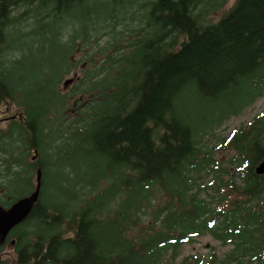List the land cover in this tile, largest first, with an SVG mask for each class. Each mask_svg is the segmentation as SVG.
<instances>
[{
  "label": "trees",
  "instance_id": "16d2710c",
  "mask_svg": "<svg viewBox=\"0 0 264 264\" xmlns=\"http://www.w3.org/2000/svg\"><path fill=\"white\" fill-rule=\"evenodd\" d=\"M87 1L0 0L5 23L0 28V63L8 37L6 25L15 20L12 11L17 6L37 3L39 20L52 17V24L45 22L36 28L38 34L52 31L61 36L68 26L77 23L85 30L67 39L73 49L79 36L84 37L81 60L85 66L64 96L53 87L59 106L49 103L51 99L37 97L25 103L18 98L29 123L25 137L17 123L10 131L18 129L28 149L40 146L45 161H27L29 174L27 170L17 171L14 180L20 182L19 186L7 191L12 197L0 200L10 204L26 193L33 186L35 166H42L40 197L27 218L14 227L18 241L12 264H217L215 255L207 262L194 254L177 261L185 242L207 232L233 245L231 251L236 257L225 264L250 260L264 264V173L255 170L264 158L261 118L251 128L252 135L235 132L231 143L237 150L234 171L225 168L214 175L217 183L211 186L217 198L200 196V190L209 185L198 183L192 191L196 182L192 174L201 172L213 159L210 151L201 154L205 122L237 115L264 95V0H234L217 20L206 15L227 0H215L212 6L202 8L198 4L204 0H145L141 25L127 24L121 29L117 26L127 18L125 15L108 19L114 15L115 0H101L107 11L96 16ZM77 5L83 6L81 14L75 10ZM67 14L73 15L76 23H71ZM107 33H112V42L102 41ZM71 63L77 66L68 56L63 71L68 72ZM192 91L197 100L191 99ZM17 92L18 86H13L0 68V104ZM69 95L76 100L74 113L67 112ZM184 99V105L191 101V112L181 109ZM65 110L69 117L66 125ZM51 112L59 115L62 128L44 121ZM200 112L204 116L198 121ZM56 132L62 135L57 160L68 138L88 141L90 153L105 156L108 171L119 173L113 185L115 194L127 189L143 192L156 182L162 184L170 198L156 209L155 218L161 215V221L147 223L130 236L126 230L135 223L126 225L124 221L131 218L130 209L137 201L125 210L119 208L115 216L102 217L96 213L102 200L70 209L62 199H44L51 185L47 170L52 163L58 164L44 145ZM4 135V140L12 138L9 133ZM14 159L18 157L3 158L10 165ZM92 181L94 178L87 182ZM66 193L72 194L68 188ZM256 196L259 200L253 201ZM33 223L28 229L26 225ZM112 224V233L104 239L103 230ZM242 253H251L252 257L242 258Z\"/></svg>",
  "mask_w": 264,
  "mask_h": 264
},
{
  "label": "rangeland",
  "instance_id": "374dc122",
  "mask_svg": "<svg viewBox=\"0 0 264 264\" xmlns=\"http://www.w3.org/2000/svg\"><path fill=\"white\" fill-rule=\"evenodd\" d=\"M144 1L145 0H115L114 15H109L108 19L114 16L123 17L125 15L127 17L120 22L117 29H121L123 25L127 24L139 26L144 21L142 20L144 19V12L146 10V6H144L145 3H143ZM215 2V0L209 2L208 0H204L198 4V8H202L204 5L212 6ZM233 2L234 0H227L223 6L211 10L206 15V18L217 20L222 12L231 6ZM36 4L37 3H31L17 6L12 14L15 20L12 21L8 27L7 44L9 47L5 48L2 52L0 68L3 73L8 75L10 83L13 86H18L20 93L17 92L12 99L5 98L0 104V116L5 117L9 115L7 119L11 117L13 113H19L17 115L22 117L20 115L21 113L23 114L25 106L18 98L25 103H29L37 97L39 100L43 101H49L51 99L49 103L54 102L59 106L60 101L56 103L59 99L55 94H52V85L56 78L60 75L61 84H63L64 79L72 76L75 77L73 81L69 82L66 88L68 92L76 81V76L83 74V70L82 72L80 70V60L81 55L84 54V37L79 36L73 49L71 48V44H67L69 36L76 37L85 32L82 25L77 23L73 26H68L61 36H57L55 33H52V31L38 34L36 28L42 26L45 22H50L52 24V17L39 20V14L36 13V11L39 12V10ZM86 4L91 6L94 16L97 14L103 15L107 11V5L101 0H88ZM82 7V5H77L75 10L81 14ZM133 11H135V13ZM131 16H134V18H131ZM66 17L69 18L71 23H76V19L73 15L67 14ZM104 40L112 42L114 40L112 33L105 34L102 38V41ZM68 56L77 66L75 67L71 63L69 65L71 69L68 72H62L63 68L66 66ZM81 61L84 67L85 62H83L84 60ZM83 67L82 69H84ZM76 68L78 69V73L76 72ZM110 79H114V77H110ZM193 94H195L194 91L189 93L191 99L197 100ZM69 99L71 100L69 102L70 105L68 104V107H66L67 112L69 113L71 111V113H74L73 106L76 100H74L71 95H69ZM184 102L185 99L180 106L183 112H191V101L188 100L186 105H184ZM65 115L66 110L65 113L63 112L64 125L69 122V117ZM49 116H51L54 121L59 118V115L55 112H51ZM203 116L204 112H200L196 120L199 121ZM257 118H261L259 123L263 125L264 95L258 97L252 104L246 106L242 112L237 115L231 114L213 122H205V128L201 132L200 144L203 149L201 154L205 155V151H210V157L213 159L206 164L201 172L192 174L193 178L196 179L192 191L196 189L198 183L202 186L209 185L210 187L200 190V196L207 197L208 199L213 198V196L217 198V191L211 186L217 183L218 178L214 175L218 172L225 171V168L234 171V161L237 156V150L231 143L236 134L240 131H243L241 132L243 135H252L253 132L251 128L256 126ZM7 119L0 121V125L3 127L4 131L11 122V120L7 121ZM67 133L68 131H66V134ZM21 134L25 137V128L21 130ZM71 135L72 134H69V136ZM19 142L22 141L18 140L17 145ZM50 142L51 148L49 149ZM15 143L16 140L14 137L8 140L10 146L15 145ZM60 143H62V140H55L53 142V138H49V141H46L44 145V149H49L50 153H53L54 159L52 161L58 162L57 165L52 163L50 165L51 168L47 170L46 178L51 182V185L48 186L44 199H62L70 209H73L74 206L78 207L87 201H91L95 205L102 200L104 203L101 202L96 210L97 215L102 217L108 214L115 216L119 208L120 210H125V207H128L131 202L137 201V204L130 209L131 218L124 221L126 225L135 223L126 230V234L130 236H134L138 233L147 223H159L161 221V215L155 218L156 209H158V205L161 201L170 198L165 192L162 184L156 182L153 184L152 188H147L143 192H139L135 189H127L123 191L119 190L115 194L113 185L117 183L118 179L116 177H118L119 173L116 170L108 171V163L105 156L90 153L87 149L89 147L88 141H82L80 138H68V141L66 139L62 147L64 153L60 160H57L56 149H58ZM226 175L228 177L229 173L227 172ZM92 178H94L92 182L96 184L87 182L91 181ZM58 183L61 185H57ZM67 188L71 190V196L66 193ZM6 198H8V196ZM259 198V196H256L253 198V201H257ZM216 202L217 199H214L213 204H216ZM34 225L35 223H33L32 226L31 224L26 226L30 229ZM112 231L113 224L103 230V238L107 239L104 235H109ZM12 244L13 243L9 241V243L5 244L3 249L0 250L2 251L0 255V257H2L0 259V264H12L16 256V251ZM231 247L230 244H222L213 234L207 232L197 236L192 242H185L180 249L177 261H180L184 255L190 253L207 254L210 251H215L219 257H222L224 252L231 249ZM169 259H171V256ZM3 260H5V262L2 263Z\"/></svg>",
  "mask_w": 264,
  "mask_h": 264
},
{
  "label": "flooded vegetation",
  "instance_id": "af4514ba",
  "mask_svg": "<svg viewBox=\"0 0 264 264\" xmlns=\"http://www.w3.org/2000/svg\"><path fill=\"white\" fill-rule=\"evenodd\" d=\"M12 14H13V11H12ZM11 22L12 21L10 20L7 23V25H6L7 32H8V27L11 24ZM4 25H5V23H4V17L2 15V13H0V28H3ZM8 47L9 46H8L7 42L4 43L3 48H8ZM82 67H83V63L80 62V70H82ZM62 72H63V70H62ZM76 72L78 73V69L77 68H76ZM72 78H73V80L75 79L74 76H72ZM77 78H79V75L76 76V79ZM56 80L54 82L55 85H54V83L52 85V89L55 86V89L56 90L58 89V90L61 91V93H62L61 96H64L66 94V92H67L66 91V88L68 86V83H65V79H64L63 84H61L60 75L56 78ZM17 114H19V113H17ZM17 114L16 113L11 114L12 116L9 117L8 119H7V117L9 115H6L5 117L4 116H0V121L1 120H4V119H7V121L11 120V122L8 125V128L5 131L3 130V127L0 125V200H4L7 196H11V194H6L9 189L15 188V186H19V183L20 182H18V181L16 182L14 180V178L18 174L17 171H20L21 170L23 173H25L26 172L25 170H27V174H29L30 168H29V166L26 163L27 161H39L41 159H43V161H45L44 160V157H43V154H42V149L40 148V146H34V147H31L30 149H28L27 148V142L26 141L19 142L18 145H17V141L20 140V132L18 131V129H15V128L12 131H10L11 127L17 123L18 126H19V128H20V131H21L23 128H26V126L29 123L28 118L26 116L25 109L23 111V114L21 113V115H20L22 117H19V115H17ZM18 117H19V119H18ZM48 118L49 119H52V117L49 116V117H45V120L44 121L51 122L52 124L55 123V124L59 125L60 128H62V120H61V118H58L55 121L53 119L52 120H49ZM49 126L50 125H47L46 126L47 129H48ZM6 133H9L12 137H14V139L16 140L15 145L10 146L8 144V140H4L5 139V135L4 134H6ZM31 135H32V137H34V135L32 133H31ZM51 137L53 138V142L55 140H62L61 139L62 135L59 134V132H56ZM36 141L37 142L38 141L41 142V140H36ZM50 148H51V144L49 145V149ZM36 152L38 154H37V156L35 158H33V156L36 154ZM12 153H13V155H11ZM16 156L18 157V160L17 159H14L13 162L11 163V165L8 164V163H4L3 158H5V159L8 158L9 159V158L16 157ZM39 167L42 168L41 165L37 164L35 166V168H34V171H33V173L35 175L34 176L33 186H29V189H28V191H26V193L22 194L21 196H19L16 199H14L10 204H8V203L7 204L0 203V206L3 205V206L8 207L14 201H16L17 199H19L20 197L25 196V195L29 194L31 191H33L34 188H35V186H36V182H37L36 175H37V170H38ZM42 172H43V168H42ZM24 184L26 185L25 182H24ZM42 184H43V181H42ZM22 222H20V223H22ZM12 239L15 240V243L12 244V246H13V248L16 251L17 241L18 240H17V236L14 237V228L8 234L6 241L2 245H0V250H2L3 249V246L5 244H8L9 241L11 243V240ZM220 242L222 244H230L233 247V245L230 242H223L222 240H220ZM231 249L225 251L222 257H219L218 254H217V252H215V251H210L207 254L206 253L205 254H203V253H190V254H194L195 256L201 257L202 259H204L205 262H207L208 260H210L212 258V256L215 255L216 258H217V260H218V263L217 264H225L226 263L225 262L226 260L233 261V259L236 257L234 255V253L231 251ZM1 253H2V251H0V255H1ZM179 253L180 252H178V254ZM187 255H189V254H187ZM185 256L186 255H184L183 257H185ZM259 256L261 257V255H259ZM259 256H257V257H259ZM177 257H178V255H177ZM251 257H252V254L251 253H249V254L242 253V258L250 259ZM257 257H255V258H257ZM1 258L2 257H0V259ZM243 264H254V262L252 260H250L249 262L248 261H244Z\"/></svg>",
  "mask_w": 264,
  "mask_h": 264
},
{
  "label": "water",
  "instance_id": "95a60500",
  "mask_svg": "<svg viewBox=\"0 0 264 264\" xmlns=\"http://www.w3.org/2000/svg\"><path fill=\"white\" fill-rule=\"evenodd\" d=\"M73 81L72 77L66 78L65 83ZM36 154L33 156L35 158ZM257 173H264V158H262L255 167ZM36 186L33 191L29 194L20 197L16 201H14L10 206L6 207L0 206V245H2L6 239L10 231L22 222L32 211L35 203L39 199L43 181V172L42 168L39 167L36 175ZM11 243H15V240L12 239Z\"/></svg>",
  "mask_w": 264,
  "mask_h": 264
}]
</instances>
